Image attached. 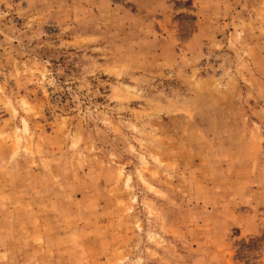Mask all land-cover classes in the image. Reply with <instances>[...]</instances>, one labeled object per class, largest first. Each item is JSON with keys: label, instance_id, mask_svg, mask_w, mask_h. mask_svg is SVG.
Returning <instances> with one entry per match:
<instances>
[{"label": "rangeland", "instance_id": "1", "mask_svg": "<svg viewBox=\"0 0 264 264\" xmlns=\"http://www.w3.org/2000/svg\"><path fill=\"white\" fill-rule=\"evenodd\" d=\"M0 264H264V0H0Z\"/></svg>", "mask_w": 264, "mask_h": 264}]
</instances>
